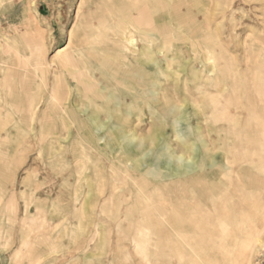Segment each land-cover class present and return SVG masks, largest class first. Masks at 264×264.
Listing matches in <instances>:
<instances>
[{
    "label": "rangeland",
    "instance_id": "rangeland-1",
    "mask_svg": "<svg viewBox=\"0 0 264 264\" xmlns=\"http://www.w3.org/2000/svg\"><path fill=\"white\" fill-rule=\"evenodd\" d=\"M80 1H0V264H159L156 208L181 199L162 165L264 158V0H187L171 38L119 50L96 0L83 41Z\"/></svg>",
    "mask_w": 264,
    "mask_h": 264
},
{
    "label": "bare ground",
    "instance_id": "bare-ground-1",
    "mask_svg": "<svg viewBox=\"0 0 264 264\" xmlns=\"http://www.w3.org/2000/svg\"><path fill=\"white\" fill-rule=\"evenodd\" d=\"M0 1L4 2L5 0ZM186 1L118 0L117 3L113 2L108 6L105 5L104 0H96L92 3L102 11L104 8H108V15L103 13V18L99 21L102 26L107 27L105 37H112L110 42L116 44V48L119 50L122 43L133 41L132 37L136 32L142 35L143 41L147 42L154 41V39L164 41L171 38L177 26H185L188 23L186 22L188 19H183L190 14L189 11H183L184 7L182 8L183 5H186ZM92 3L84 7V2L81 0L78 5L80 17L78 26L84 27L82 36L84 42L90 38L87 32L92 28L91 20L94 16ZM195 8L197 9V7ZM159 20L163 21L162 24L155 27V23ZM72 31L71 38L74 37L76 29ZM105 41L104 43H106ZM80 46L82 47V44ZM135 47L133 49L137 51L135 50L137 47ZM89 48L87 47V49ZM65 50H67L66 47L60 49V52ZM136 60H140V56ZM36 62L38 61L36 60ZM141 69L143 68L140 66H133L122 72L126 79L131 80L134 73H138ZM141 85L142 82L137 87L132 86L129 93L139 89ZM263 88L256 87L254 89L259 92ZM172 112L176 113L173 110ZM90 120L100 132L103 130L105 121L99 118L98 111L90 117ZM255 127L259 128L260 125ZM105 138L102 136L99 140H105ZM261 159L259 165L252 162L247 165L243 158L239 164V159L236 156H232V159L229 160L226 155L221 161L214 159L205 165V167L215 165L216 168L205 169L195 176H192L197 170V166H193L194 164L181 170L173 169L170 164L162 165L166 172L157 178H172L174 180L171 186L172 193L181 199H167L156 208L153 224L158 240L156 253L159 256V264H254V236L258 227L256 223L264 219V158ZM142 163L144 165V162ZM157 165L159 164L157 163ZM178 176H186V179L181 181V179H176ZM189 188L193 194L196 190L200 192L201 201L199 203L192 204L187 199L189 198ZM159 189L161 188L159 187ZM166 190L165 192H167Z\"/></svg>",
    "mask_w": 264,
    "mask_h": 264
}]
</instances>
